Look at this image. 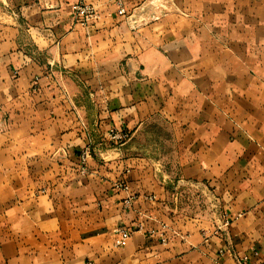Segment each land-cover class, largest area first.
<instances>
[{"label":"crops","instance_id":"1","mask_svg":"<svg viewBox=\"0 0 264 264\" xmlns=\"http://www.w3.org/2000/svg\"><path fill=\"white\" fill-rule=\"evenodd\" d=\"M83 1L0 0V264H264V0Z\"/></svg>","mask_w":264,"mask_h":264},{"label":"built area","instance_id":"2","mask_svg":"<svg viewBox=\"0 0 264 264\" xmlns=\"http://www.w3.org/2000/svg\"><path fill=\"white\" fill-rule=\"evenodd\" d=\"M116 7V14L118 17L124 19L125 21H131L135 15V12L138 10H141V13H144L147 6L153 7L155 2L152 0H110ZM164 4L160 3L158 4V9H163ZM73 12L80 17L81 19H84L85 22L90 20L94 16V10L93 8L89 7L88 5L84 4L83 0H79L78 3L74 4L72 6ZM131 137L130 132L126 130H117V129H111L108 132L107 140L116 145L121 146L125 144ZM88 154L86 152L82 153L81 161L82 164L87 159ZM152 200V198H149ZM230 224V220L228 219L224 226H228ZM163 229H165V226H163ZM130 236V233L128 231H122V242L127 240ZM166 237L165 232H163V237L161 236V242L162 244H166ZM121 242V244H122ZM248 259L244 258V260L241 261V264H247Z\"/></svg>","mask_w":264,"mask_h":264},{"label":"rangeland","instance_id":"3","mask_svg":"<svg viewBox=\"0 0 264 264\" xmlns=\"http://www.w3.org/2000/svg\"><path fill=\"white\" fill-rule=\"evenodd\" d=\"M251 4V1L249 0V5ZM263 12H264V4H263ZM258 8H259V4H258ZM186 189V198L187 199H190V200H192L193 199V196L195 197V199H197L198 197H199V194H200V192L198 191V190H196V189H193V188H185Z\"/></svg>","mask_w":264,"mask_h":264}]
</instances>
